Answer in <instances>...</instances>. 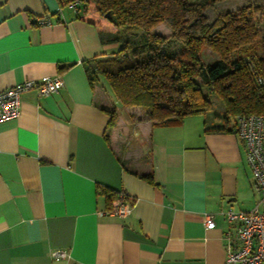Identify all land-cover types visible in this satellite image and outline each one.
<instances>
[{
    "label": "crops",
    "instance_id": "crops-1",
    "mask_svg": "<svg viewBox=\"0 0 264 264\" xmlns=\"http://www.w3.org/2000/svg\"><path fill=\"white\" fill-rule=\"evenodd\" d=\"M73 1L0 0V93L63 81L0 122V264H225L226 211L259 201L236 121L163 125L122 107L84 66L116 54L118 32L104 39L95 5ZM119 194L127 215L103 214Z\"/></svg>",
    "mask_w": 264,
    "mask_h": 264
},
{
    "label": "trees",
    "instance_id": "trees-1",
    "mask_svg": "<svg viewBox=\"0 0 264 264\" xmlns=\"http://www.w3.org/2000/svg\"><path fill=\"white\" fill-rule=\"evenodd\" d=\"M80 1L92 2L124 36L116 54L84 65L91 81L104 78L122 107L141 108L156 124H177L210 109L203 86L222 104L227 123L264 115V6L224 13L208 25L199 5L186 0ZM162 23L170 36L151 33ZM204 46L219 57L208 66L200 57Z\"/></svg>",
    "mask_w": 264,
    "mask_h": 264
},
{
    "label": "built area",
    "instance_id": "built-area-1",
    "mask_svg": "<svg viewBox=\"0 0 264 264\" xmlns=\"http://www.w3.org/2000/svg\"><path fill=\"white\" fill-rule=\"evenodd\" d=\"M77 1L72 3L75 7ZM44 24L49 21L44 20ZM63 86L61 78H43L40 81H26L0 93V122L19 116L21 95L35 89L38 96L57 93ZM236 133L245 145L246 163L251 171L253 183L259 193V201L248 212H235L228 209L225 218L229 224L224 239L227 241L225 264H264V115H248L236 118ZM130 202L119 194L110 202L103 214L124 218ZM205 227L214 228L210 215H205ZM55 260L67 257L64 251L53 252Z\"/></svg>",
    "mask_w": 264,
    "mask_h": 264
},
{
    "label": "rangeland",
    "instance_id": "rangeland-1",
    "mask_svg": "<svg viewBox=\"0 0 264 264\" xmlns=\"http://www.w3.org/2000/svg\"><path fill=\"white\" fill-rule=\"evenodd\" d=\"M188 3H195L199 5L200 7V12L202 14L201 20L204 24H211L217 16L222 15L224 13L228 12H237L247 6H255L258 8H261L264 6V0H186ZM108 25H106L108 29L104 32V39L112 40V36L114 33L117 31L119 35V39H123V35L120 30L116 29L115 26L112 24L111 19L108 18V16H101ZM189 26H190V31L198 33L197 27H194V20L189 18ZM151 33H155L161 36H170L171 35V30L170 28L162 23L155 28L151 30ZM172 48H177L175 44L172 45ZM201 60L204 63V65H211L214 63L216 60H218V56L213 51L212 49L208 47H202L201 49V54H200ZM200 83V81L198 80ZM106 84V83H105ZM106 86V85H105ZM108 92L109 89L106 86ZM203 94L209 99L210 101V109L206 111V114H210L209 116L213 118V120L221 121L220 118L224 116V111L222 104L216 100V98L211 95L207 94V88L201 86ZM133 108H138V107H133ZM141 109V108H140ZM115 113V111H113Z\"/></svg>",
    "mask_w": 264,
    "mask_h": 264
}]
</instances>
